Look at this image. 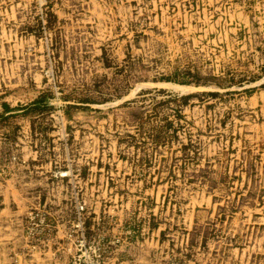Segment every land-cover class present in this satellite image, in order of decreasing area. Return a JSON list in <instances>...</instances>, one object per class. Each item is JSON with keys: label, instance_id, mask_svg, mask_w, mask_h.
Here are the masks:
<instances>
[{"label": "rangeland", "instance_id": "rangeland-1", "mask_svg": "<svg viewBox=\"0 0 264 264\" xmlns=\"http://www.w3.org/2000/svg\"><path fill=\"white\" fill-rule=\"evenodd\" d=\"M263 82L264 0H0V264H264Z\"/></svg>", "mask_w": 264, "mask_h": 264}, {"label": "trees", "instance_id": "trees-1", "mask_svg": "<svg viewBox=\"0 0 264 264\" xmlns=\"http://www.w3.org/2000/svg\"><path fill=\"white\" fill-rule=\"evenodd\" d=\"M165 80H170V79H172V78H169V77H163ZM174 80V79H173ZM174 81H176V80H174ZM189 81H191V79H188V78H184V79H180V80H177V82H179V83H188ZM195 82V81H194ZM262 84H264V82L262 83ZM210 93H215L216 91H209ZM190 95V93H185V94H181V95H179V97L180 98H182V100H184L185 101V99L188 97ZM44 104V103H46V101H45V98H44V96H43V94H39L37 97H35L32 101H30V103H27V104H29L28 106H38V105H40V104ZM3 104V109L4 110H11V109H15V108H9V106L6 104V103H2ZM27 105L25 106V107H22L21 109H24V108H26V107H28ZM161 138H163L164 139V137H163V135H162V137Z\"/></svg>", "mask_w": 264, "mask_h": 264}, {"label": "built area", "instance_id": "built-area-1", "mask_svg": "<svg viewBox=\"0 0 264 264\" xmlns=\"http://www.w3.org/2000/svg\"><path fill=\"white\" fill-rule=\"evenodd\" d=\"M89 264H94L93 262L89 263Z\"/></svg>", "mask_w": 264, "mask_h": 264}]
</instances>
